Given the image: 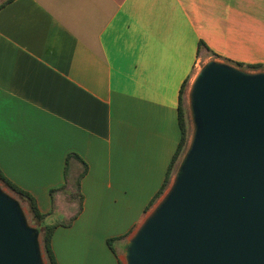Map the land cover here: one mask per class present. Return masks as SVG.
I'll return each mask as SVG.
<instances>
[{"label": "crops", "instance_id": "crops-1", "mask_svg": "<svg viewBox=\"0 0 264 264\" xmlns=\"http://www.w3.org/2000/svg\"><path fill=\"white\" fill-rule=\"evenodd\" d=\"M213 57L264 64V0H12L0 9V168L36 198L41 227L56 225L59 264H126L191 145L189 132L156 197L181 140L179 108L190 105L199 62Z\"/></svg>", "mask_w": 264, "mask_h": 264}, {"label": "water", "instance_id": "water-1", "mask_svg": "<svg viewBox=\"0 0 264 264\" xmlns=\"http://www.w3.org/2000/svg\"><path fill=\"white\" fill-rule=\"evenodd\" d=\"M191 108V145L126 264H264V72L212 60ZM39 236L0 191V264H43Z\"/></svg>", "mask_w": 264, "mask_h": 264}, {"label": "trees", "instance_id": "trees-1", "mask_svg": "<svg viewBox=\"0 0 264 264\" xmlns=\"http://www.w3.org/2000/svg\"><path fill=\"white\" fill-rule=\"evenodd\" d=\"M11 1L12 0H4L3 2H0V9ZM199 45H205V42L200 41ZM238 66L243 67V64L238 63ZM247 66L254 68V69H260V68L264 67V64H260V63L248 64ZM184 88H185V84L183 85V87L181 89V95H180L181 104L183 101ZM179 122H180V127H181V134H182L181 140H180L179 146L177 148V151L173 157V160L169 166L166 180H165L163 186L161 187V189L159 190V192L157 193L156 197H158L164 191V189H165V187L169 181V177L171 175L172 169L174 168V165H175L177 159L184 152L185 146L188 142V126L186 123L185 114H184L182 107L179 108ZM71 155H76V154H71ZM82 162L84 163V169L79 174V177L77 178L76 186H75L76 190H75V192H73V195L75 197H79L80 202H82V194L80 193V188H79L80 187V181H81V178L84 176V174L87 171V164L83 160H82ZM0 181H2L8 188H10L12 191H14L16 194H18L20 197H22L23 199H25L27 201V203L30 207V210L33 214V217L35 218V220L38 223H41L43 221V219L45 218L46 215L40 211L36 198L29 191L21 188L20 186L15 184L13 181H11L3 173L1 168H0ZM54 191L55 190H52V193H54ZM55 227H56L55 224L54 225H46V226L41 227V229H40L42 231L43 251H44V254H45L46 259L48 261V264H59L57 261V258L55 256L53 247H52V235H53Z\"/></svg>", "mask_w": 264, "mask_h": 264}, {"label": "rangeland", "instance_id": "rangeland-1", "mask_svg": "<svg viewBox=\"0 0 264 264\" xmlns=\"http://www.w3.org/2000/svg\"><path fill=\"white\" fill-rule=\"evenodd\" d=\"M3 0H0V2H2ZM213 59L216 58H207L206 60H202L199 62V65L197 67V71L200 72L209 62H211ZM234 65V64H233ZM237 69H240L242 71H245L247 73H259V72H264V67L260 68V69H254L248 66H234ZM184 109H185V119H186V123L188 126V137H189V132H190V139L194 137L195 131H196V123L194 121V113L192 111L191 105L188 104L187 98L184 101ZM192 135V136H191ZM190 141V140H189ZM0 191L4 194H6L7 196H9L10 198H12L18 205L22 217L24 219L25 224L33 229H37V231H39V233L42 234L41 226L46 224L47 221L44 222V224L38 223L35 218L33 217V214L30 210V207L27 203V201L25 199H23L22 197H20L18 194H16L14 191H12L10 188H8L2 181H0ZM39 240H40V236H39ZM41 244V243H40ZM41 252H42V262L43 264H48V261L46 259V256L44 254L43 248L41 246Z\"/></svg>", "mask_w": 264, "mask_h": 264}, {"label": "bare ground", "instance_id": "bare-ground-1", "mask_svg": "<svg viewBox=\"0 0 264 264\" xmlns=\"http://www.w3.org/2000/svg\"><path fill=\"white\" fill-rule=\"evenodd\" d=\"M198 75V74H197ZM197 75H196V77L194 78V80H193V82H192V84H191V87H190V92H189V102H190V105H191V103H192V93H193V87H194V85H195V82H196V79H197Z\"/></svg>", "mask_w": 264, "mask_h": 264}]
</instances>
